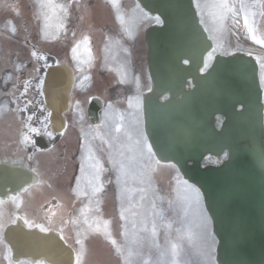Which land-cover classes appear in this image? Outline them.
<instances>
[{
  "label": "flooded vegetation",
  "instance_id": "obj_1",
  "mask_svg": "<svg viewBox=\"0 0 264 264\" xmlns=\"http://www.w3.org/2000/svg\"><path fill=\"white\" fill-rule=\"evenodd\" d=\"M233 1L249 11L248 0ZM154 22L134 0H0V162L37 175L1 190L0 264H58L25 248L27 228L67 241L83 239L93 223L97 234L112 229L118 238L134 219L125 216L123 177L153 175L142 98L152 87L145 31ZM257 22L264 104V10ZM50 64H65L74 75L61 131L51 129L37 87ZM41 136L49 147L39 145Z\"/></svg>",
  "mask_w": 264,
  "mask_h": 264
},
{
  "label": "water",
  "instance_id": "obj_2",
  "mask_svg": "<svg viewBox=\"0 0 264 264\" xmlns=\"http://www.w3.org/2000/svg\"><path fill=\"white\" fill-rule=\"evenodd\" d=\"M137 1L161 20L147 32L156 96L146 99L145 108L156 156L176 164L201 191L218 239L217 262L264 264V126L257 64L242 53L216 54L201 72L212 43L193 0ZM69 90L66 68L50 67L44 94L53 126L61 124ZM223 152L219 165H202L205 156ZM26 241L29 250L53 249L47 257L73 264L72 249L55 234L30 231Z\"/></svg>",
  "mask_w": 264,
  "mask_h": 264
},
{
  "label": "rangeland",
  "instance_id": "obj_3",
  "mask_svg": "<svg viewBox=\"0 0 264 264\" xmlns=\"http://www.w3.org/2000/svg\"><path fill=\"white\" fill-rule=\"evenodd\" d=\"M194 2L215 43L214 51L207 55L206 66L216 52L227 53L237 47L242 50L248 49L245 43L234 38V31H228L231 19L240 16L245 21L246 18V10L243 8L241 10L236 1L194 0ZM254 4L258 6V3L253 1L250 3L252 10ZM260 5L264 8V0ZM217 162L213 157L204 159V163ZM154 169V187L150 185V176L147 175H141L136 179L127 175L123 177L125 216L129 213L134 219H131L130 223H124L122 237L117 238L116 231L112 229L99 235L96 233L99 228L92 223L85 229L87 236L70 241L82 259L81 263L79 261L77 264H213L216 238L213 239L205 228L202 239L200 229L195 223L197 210L204 207L200 192L185 181L174 166L161 164L156 160ZM127 180L133 182L129 183ZM128 185H132L134 191L127 188ZM102 217H107V214H103ZM103 229L106 227L100 231ZM106 234L112 239L104 241L95 239L106 238ZM89 237L91 240L85 242ZM173 244L178 246L175 252L172 250ZM199 245H203L201 254H198ZM102 248L107 253L106 261L102 257ZM106 248L116 250L113 252L114 257ZM99 250L101 255L98 254ZM85 253L88 261L82 263Z\"/></svg>",
  "mask_w": 264,
  "mask_h": 264
},
{
  "label": "snow or ice",
  "instance_id": "obj_4",
  "mask_svg": "<svg viewBox=\"0 0 264 264\" xmlns=\"http://www.w3.org/2000/svg\"><path fill=\"white\" fill-rule=\"evenodd\" d=\"M14 30L15 29H13V31ZM33 54L35 55V53H33ZM42 84H43V80L40 81V84H38L37 87H40ZM29 103H30V101H29ZM29 119H31V117H29ZM24 138L27 139L26 136ZM210 222H211V217L209 216L207 209L204 207L199 208L196 212L195 223H196V227L200 229L202 239L204 237L205 228L208 229V234H210L214 239V233L211 230ZM153 231H155V229H153ZM177 247L178 246L176 244L172 245L173 252H175L177 250ZM213 251H214V245H213ZM201 253H203V245H199V248H198V254H201ZM212 260H213V264H215V257L214 256L212 257Z\"/></svg>",
  "mask_w": 264,
  "mask_h": 264
},
{
  "label": "bare ground",
  "instance_id": "obj_5",
  "mask_svg": "<svg viewBox=\"0 0 264 264\" xmlns=\"http://www.w3.org/2000/svg\"><path fill=\"white\" fill-rule=\"evenodd\" d=\"M230 22H231L232 28L239 35V38L242 40L246 39L247 33H246V29H245L242 21L240 19H234V20H231ZM41 252H43V250Z\"/></svg>",
  "mask_w": 264,
  "mask_h": 264
}]
</instances>
